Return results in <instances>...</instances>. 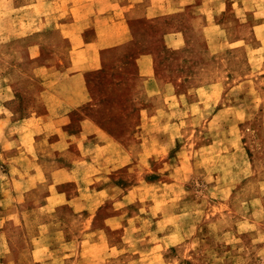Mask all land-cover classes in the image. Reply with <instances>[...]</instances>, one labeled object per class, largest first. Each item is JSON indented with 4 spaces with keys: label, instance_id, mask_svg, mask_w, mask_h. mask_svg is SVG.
<instances>
[{
    "label": "rangeland",
    "instance_id": "obj_1",
    "mask_svg": "<svg viewBox=\"0 0 264 264\" xmlns=\"http://www.w3.org/2000/svg\"><path fill=\"white\" fill-rule=\"evenodd\" d=\"M118 1L0 0V264H264V0Z\"/></svg>",
    "mask_w": 264,
    "mask_h": 264
},
{
    "label": "crops",
    "instance_id": "obj_2",
    "mask_svg": "<svg viewBox=\"0 0 264 264\" xmlns=\"http://www.w3.org/2000/svg\"><path fill=\"white\" fill-rule=\"evenodd\" d=\"M163 1L164 0H128L127 2L118 1L117 6L122 7V9L119 11L118 16H113L114 25L116 26L117 24H120L123 26V28H126V22H128L129 19L140 18L141 16L146 15L148 12H154L159 6L157 3H161ZM189 2L191 3L192 1H188V3ZM108 26L111 28L107 29L106 32L100 30L101 28L97 29L98 33L90 39H87L85 42L86 46L93 50V57L91 61H97L101 59V52L104 48H106V46L116 44L121 41L120 34L117 33L118 31H115V28L112 27V25ZM89 65L90 61H84L81 64V68L86 70Z\"/></svg>",
    "mask_w": 264,
    "mask_h": 264
}]
</instances>
